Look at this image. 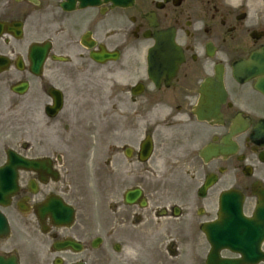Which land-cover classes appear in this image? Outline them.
I'll return each instance as SVG.
<instances>
[{
	"label": "flooded vegetation",
	"instance_id": "obj_1",
	"mask_svg": "<svg viewBox=\"0 0 264 264\" xmlns=\"http://www.w3.org/2000/svg\"><path fill=\"white\" fill-rule=\"evenodd\" d=\"M262 48L264 0H0V256L206 264L220 197L246 218L264 197Z\"/></svg>",
	"mask_w": 264,
	"mask_h": 264
},
{
	"label": "water",
	"instance_id": "obj_2",
	"mask_svg": "<svg viewBox=\"0 0 264 264\" xmlns=\"http://www.w3.org/2000/svg\"><path fill=\"white\" fill-rule=\"evenodd\" d=\"M124 1H132V0H124ZM263 55H264V53H263ZM260 87H262V91L264 92V82L262 83V85ZM229 208H230V205H228L227 202H225V203L222 204V212H228L229 211ZM2 230H3V222L0 219V232ZM220 234H223V236L222 237H219V240H222L223 241L225 234H224V230L222 229L221 226L214 227L211 231L209 230V236L210 237L217 238V236H219ZM0 263H6V262H4L2 259H0ZM7 263L12 264L10 262H7Z\"/></svg>",
	"mask_w": 264,
	"mask_h": 264
}]
</instances>
